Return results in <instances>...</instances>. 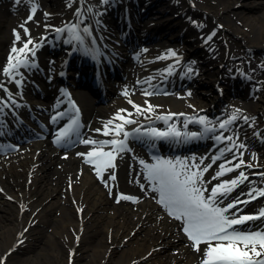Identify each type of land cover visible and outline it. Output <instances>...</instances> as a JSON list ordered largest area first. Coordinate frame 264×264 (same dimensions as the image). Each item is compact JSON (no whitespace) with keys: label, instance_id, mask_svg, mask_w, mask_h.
<instances>
[{"label":"bare ground","instance_id":"6f19581e","mask_svg":"<svg viewBox=\"0 0 264 264\" xmlns=\"http://www.w3.org/2000/svg\"><path fill=\"white\" fill-rule=\"evenodd\" d=\"M74 1L75 0H72L71 7L68 6L69 0L43 1V4L45 3V5L49 6L47 9H43L44 13L49 14L46 21V24L49 25V27L46 28L45 26H42V20L36 17L32 24V35L39 31L41 34L48 33L67 22H69V24L76 23L78 18L75 15L76 4ZM135 1L143 3L147 0H126L125 4L135 7L136 5L133 3ZM179 1L180 0H152L156 7H159L160 4L162 7H166L165 5L180 3ZM238 1L241 0H221L223 9H228L227 11L231 10L232 6ZM242 1L243 4L264 5V0ZM24 2H27V0H23L19 4ZM8 3V1H0V37L2 38L0 43V60H2L5 54H7V51H10L14 46L12 29H10V26H8V24L2 19L3 15L6 18L11 16V7H9L10 4ZM11 3L13 4L14 0ZM90 3L84 0L83 7H90L92 12L85 13L84 24H82L81 27L89 25L93 32L98 25L96 23V21L99 20L98 17L102 18V16L105 17L106 15L98 10L95 11V7L90 5ZM73 6L75 7L73 8ZM95 6L99 10L102 8L101 5ZM105 6H109V4L107 3ZM157 11H159V8H157ZM132 12L134 14L138 11L133 9ZM202 12H207L209 15L210 9L199 6L198 8H191L189 10L187 7L185 12L187 18L185 21L187 24L193 25L195 23V16L199 13L202 14ZM98 13H102V15L98 16ZM107 14L109 16L112 13L109 12ZM238 14L243 16L246 25L257 26V33L250 35L248 28L235 26L231 21L227 22L228 29L241 35L250 46L264 48V16L254 17L246 11H240ZM138 15H134L129 19L133 23L130 31L134 30L139 23L141 16L139 17ZM217 16L218 14L215 13L214 17ZM12 19L14 21L12 24H17V18L12 17ZM163 19L164 21L162 22V25H157L159 22L154 24L156 27H152L153 25L149 24V27L152 29L148 31L147 35H162L168 28H179L178 24L182 22L180 19H172L171 15ZM149 20H151L150 17L144 22H149ZM191 27L189 26L186 28L183 36L185 39L189 40L192 47H197L198 40L195 38V34L191 30L193 27ZM143 28H147V26H143ZM123 30L125 31V28ZM252 36H255V38H251ZM111 37V35H108L107 41L95 38L96 43L93 47L102 51L104 54H107V48L103 45L106 44L105 42L109 41L111 44L109 47L112 48V42L110 41ZM21 38V42L15 43V47L16 44L17 48L22 47L23 41L27 40L23 36H21ZM49 38H51V35L44 40L42 47L37 50V53H44L50 48ZM63 38L65 40L68 39V34L64 33ZM204 38H206V35ZM168 45L170 44L167 39L150 47L145 46L144 48H146L148 52L146 51L147 57L144 58L143 65H146L145 59H151L149 62L151 63L149 66L150 68H148L149 70L142 72V74L139 75L141 69L134 68V70L127 74V80H135L136 76V78H139L144 82L151 77V85L144 83L146 85L145 87L150 89L154 82H162L170 77V74L167 71L169 66H172V75L179 76L180 78L183 75V72L186 71L184 65L180 61L177 63V59L172 60L174 57L169 59H157V57L162 56L171 50ZM29 47L31 48L32 45H29ZM69 49L70 48L64 49V52L68 53ZM141 50L143 51L144 49ZM118 51H123L125 53L128 52L126 46L123 45L117 48V50L114 49L108 53V55L113 59L118 58L119 61H123V56L121 54L118 55ZM200 52L205 55L207 54L203 49H200ZM223 52L224 51H220V54L215 57V59L211 58L208 60V65H212V68L209 67V70L207 71V74L212 80H209L205 86V91L210 93L209 97L205 96L202 92L200 93L198 88L196 89V94H191L190 97H187V91L177 92L172 97L165 96L157 99L159 100L157 103H163V105L161 107H156L155 112L146 113L143 116L136 113L135 108H133L132 104L128 103V100L131 99L136 105H139L142 108H147L145 100L140 99L134 93H128L127 96L123 95V92L116 87V84L110 78V75L106 74L107 71H101L104 73V87L107 89V101L105 102L97 101L93 104V100L95 101L96 98H98V95L91 91L88 93L83 92L79 90V86L74 88L70 87L72 86V83L70 82L66 83L70 85H64L61 82L62 84L60 88H55L54 84L57 82L56 77L53 79L49 77V83L46 82L47 85L42 89L43 91H39L38 93L44 98H49L54 94H60L65 86L71 89L73 88V91H75L76 95L83 103L80 104L84 106V109L87 112L86 120L89 123V131L84 134L81 139H92L96 136L100 137L102 141L110 140L113 136H104L95 130L101 129L103 131L104 125L108 120L112 119L121 109L128 110L129 108L131 109L130 112L132 113V116L128 118L134 119L138 123L126 125V129L142 125L147 129L155 127L162 130L165 123L163 121H154L153 119L156 115H166L171 111H176L178 114L184 112V115L182 116H174L180 119L179 123H183L186 118L193 115L195 109H197L196 106H205L218 98V94L215 92L214 87V82L216 80H221V82L218 83L220 85L226 84L230 86L229 82L231 81V78L225 75L230 62L228 59L224 60ZM58 56L57 61L60 64L59 67H64L69 60L64 59L65 55L60 54ZM101 58L102 57L99 55L95 60L100 59L97 63L102 67L106 63V59ZM40 61H43L42 57H40ZM219 63H224V65L221 66ZM61 67L59 70L57 69V71H61ZM173 70H175L174 73ZM239 71H243V69L239 68ZM250 75H254L253 71ZM27 76H30V72ZM3 77L5 76H2V78ZM75 79H72L71 81H75ZM128 81L123 86L125 87L124 89L129 88L134 90L129 84H127ZM195 83L199 85L200 79L198 81L196 80ZM28 88L25 89V97L27 100L23 98L24 101L34 103V108H43L39 105L43 104V101L31 100L33 97L30 98L28 96L27 92L30 91ZM119 88L121 89L120 86ZM247 88L248 89L245 90L248 92L242 90L239 91V93L246 96L248 93H252L251 91H253L254 86L247 83ZM9 89L13 90V86L10 85ZM114 92L116 95H114ZM263 93L264 91L262 94ZM61 96H64L63 93H61ZM64 98H66V96ZM229 102L231 108L229 109L230 112L225 115L227 119L236 109L240 110L239 117L246 116L250 118L252 116V113L247 115L244 111L245 109L251 110L254 114L257 113V111H262L264 113V101L261 102V100L245 104L237 98H234L230 99ZM80 104L77 102L76 105L81 106ZM189 105H191V107ZM127 113L128 112L122 113V115L127 117ZM174 117L172 120H174ZM237 122L239 126H241L240 129L244 128L246 125L252 124L251 119L245 123L242 118H238L234 123ZM116 123H121V121L117 120ZM234 123L229 125V127L235 126ZM263 123L264 122H262V124ZM14 125H18V123H15ZM12 127L13 125H11V123L5 121V124H3L4 133L7 131V128ZM235 127L238 128V126ZM56 128L57 131L51 130V134L47 132L43 135L35 133L32 130L30 131V127H28L26 130L32 132V135L37 136L30 137L29 135L30 138H27L28 142H24L20 148L17 149L18 151L7 155L0 154V264H70V261L73 258L72 256L74 255L75 257L72 264H76V256L80 254L82 255V250H88L90 252L88 255H83L87 258L86 264H110L113 259L112 252L110 255L108 254L111 244L115 242L121 243L124 239H128L129 237L132 246L129 252L128 250L126 251L127 255L124 259L122 258L119 263L117 260L118 264H200L201 254L194 252L191 247L186 246L190 244V242L180 230L181 223L172 217H169L167 211L157 203L156 199L153 198H158V194L151 191L150 182L146 178H142L137 182L132 180V173H138L137 167L139 160L142 157L141 152L138 151L139 149L134 151L135 154L131 151V153L123 157L115 169L105 170L102 174L103 179H101L97 176L95 165L86 163L85 158L78 155V153H87L92 150L94 146L81 143L69 151H64L63 154H59V149L54 142L57 133L65 128V124L61 122L60 124H57ZM19 130L20 126L8 131V133L11 135L14 134V131L17 132ZM218 130L215 132H218ZM261 131L264 134V126ZM215 132L207 133L205 140L210 143H216L217 141L213 139ZM182 141L183 139L179 140L177 144H182ZM130 143L136 144V141L129 137L127 144ZM237 144L239 143L237 142ZM225 146V143L223 145L220 144L219 146H215L214 153L219 154L218 150ZM104 150L109 151L110 146H106ZM262 151L263 154L261 155H263V157L255 158L250 161L255 166L253 167L255 172H259L258 168L264 169V148ZM233 152L236 153V155L243 152V157L246 158L249 153L248 150H237L236 148L233 149ZM196 153L198 154V151H196ZM139 154H141V156H137ZM229 158H231V160L233 159L232 152L226 153L225 157L220 160L218 164ZM237 162L238 161L233 160V163ZM112 171L115 172V180L109 179V174ZM238 172H240L239 169L230 173L225 180H230L237 176ZM204 179L207 181V177L204 176ZM250 181H252V183H249L248 181L245 182L249 189L257 188L255 186L258 182L264 185V180ZM105 182L107 183V186ZM141 184L144 185L143 190L140 187ZM120 194L136 197L138 202L133 203L128 200H120V202L117 203V198ZM207 194L208 193H205L206 196ZM262 202L263 201L259 198L254 201L253 205L250 207H255ZM241 206L242 205H240V207ZM32 222L36 224L33 225ZM40 222L46 223L45 225H48L50 228L44 229V227L39 225ZM258 225L257 228L264 230V224L258 223ZM80 229H82V231H80ZM133 234L140 238L133 241ZM76 237H79V240H77ZM20 238L23 241L22 243L19 241ZM109 239L112 241L109 242ZM26 243L31 245V247L36 246L37 244H41L42 246L43 243L45 246L41 251L37 250L38 253L27 254L23 253L26 248ZM162 245H165V248L168 249L172 248V250H165V252L161 250L160 252H157L158 247ZM90 248H92V251ZM201 248L203 249V247ZM4 256H7V258L6 260L4 259L2 263Z\"/></svg>","mask_w":264,"mask_h":264},{"label":"snow or ice","instance_id":"6c2138e0","mask_svg":"<svg viewBox=\"0 0 264 264\" xmlns=\"http://www.w3.org/2000/svg\"><path fill=\"white\" fill-rule=\"evenodd\" d=\"M21 0H16L19 4ZM31 3L30 14L27 19L19 27L23 29L25 35L28 37L26 41H23V46L20 48L15 47V43L21 42L22 38L15 29L14 34V46L10 50L7 65L0 70V75L8 78L7 81L0 79V89L7 94V99L0 97V114H4L5 108L20 107L13 97V94L5 86L6 83H15L18 88L23 87V80L25 78L24 73L20 71L24 68L26 71H32L38 68L36 62V52L42 47L41 43H34L31 38L29 29L25 26L27 23L33 20L35 13L38 10V0H29ZM81 7L76 9L75 15L78 18L76 23L65 24L63 27L55 28L54 31L58 34H68V39L64 42L73 45V50L80 49L85 54L90 55L93 59H96L100 52L94 48L95 37H93L92 28L89 25H84L85 13H91L90 7L84 8V0H79ZM103 4L109 3V0H102ZM72 0H69L68 6L71 7ZM45 17L49 14L45 13ZM97 15H102L98 13ZM100 23L99 20L96 21ZM46 28L49 25H45ZM215 35L213 32L207 37V40H211ZM46 39L42 37V41ZM29 45H32L30 48ZM146 51V49L144 50ZM177 57L175 51L169 50L166 54L157 57V59H169ZM179 63V59L176 61ZM194 63V62H193ZM170 74L172 66L167 69ZM187 73H192L193 68L187 67ZM62 74V73H61ZM19 77V79H17ZM151 77L145 80L143 83L151 85ZM139 83V82H138ZM143 94L145 96H152L154 94H161L160 89L155 91H149L145 89ZM168 94V93H163ZM17 96H22V92L18 91ZM63 95L68 98L75 116L71 118L67 127L63 128L57 133L56 143H61L62 140L69 137L72 133L77 136L80 135L79 129L83 127L79 121V108L75 102L71 100V96L66 91ZM123 95H128V90L125 89ZM191 95V93H188ZM129 104H132L136 113L139 115H145L146 113L155 112L154 106L148 101H145L147 108H142L136 105L131 99L128 100ZM191 107V105H189ZM127 112L125 109H121L112 119L108 120L103 128L96 129L95 131L101 133L104 136H113L111 140L98 141L91 138L80 139L78 142L85 145H93L92 150L87 153H78V155L85 158V162L91 165H95L97 176L103 179V172L107 169H115V161L117 156L125 152H130L127 141L129 137L140 140L142 137L147 138L150 141L167 140L170 138H179L182 133L177 129L176 124H169L173 116L184 115L183 113H168L166 115H156L155 119L163 121L168 125L167 130H159L155 127H150L143 132L141 129L143 126L136 127L131 132L125 130L126 125L137 124L138 122L128 117L132 116L131 112L127 113V117L122 113ZM240 110L236 109L232 115L219 123V129L225 131L229 130V125H232L238 118H242L245 123L248 122L249 117H239ZM67 113L58 112L51 119L55 122L57 119L63 118ZM150 118V117H146ZM119 120L121 123H116ZM197 123L203 126V133L185 132L183 136L186 140L196 139L202 137L205 133L214 132V127H209L212 123L206 117H188L185 120L184 127L187 128L188 123ZM251 126V125H250ZM3 134V122L0 121V135ZM254 135L260 136V133H254ZM123 137L122 139L120 137ZM213 139L220 143H225L224 148L218 150L219 154L211 157V162L204 165V159L200 158L199 162H196V158L193 157L191 162L186 158L181 160L165 159L159 156H154V163H145L144 160H140L139 163L143 166L146 176L145 178L151 184V191L158 194L157 197H153L157 200L166 211L169 217L180 221V230L185 234L190 244L186 245L191 247L196 253L201 254L200 264H264V230L257 228V230H251L252 225L249 222L261 221L264 224V208L258 210L256 214L240 215L242 209L238 207L240 204L247 205L253 200L260 197H264V188H251L247 193H241L247 197V199H240L237 196L234 200L227 204H224L225 200H228L229 195L240 185L246 181L252 183L249 180L248 175L245 172L240 171L238 175L230 180H221L228 173L237 171L242 167L253 168L251 163L246 164L243 160V152L239 155L233 152V149H245L246 145L243 143H236V140L232 136H224L223 133L215 135ZM229 142L230 145L229 146ZM110 146L109 151H105V147ZM152 148H155V143L151 144ZM232 152L233 159L225 160L218 164V170L209 180L204 179L205 173L212 169L213 165L217 164V161L222 160L226 153ZM255 159V155L253 154ZM233 160L238 161L233 163ZM231 165V166H229ZM264 177V172L254 173ZM109 179L115 180V172L112 171L109 174ZM212 181H220L214 184L211 189L207 187L208 184H212ZM106 183V182H105ZM107 186V183H106ZM141 189H144V185H140ZM205 193H208L207 196ZM120 200H128L133 203L138 202L136 197L120 194L117 198V203ZM223 205V206H221ZM248 226V230L245 231L238 226ZM27 230V229H26ZM25 230V231H26ZM79 240V237H76ZM23 241H21L22 243ZM207 247L202 249L201 245Z\"/></svg>","mask_w":264,"mask_h":264},{"label":"rangeland","instance_id":"374dc122","mask_svg":"<svg viewBox=\"0 0 264 264\" xmlns=\"http://www.w3.org/2000/svg\"><path fill=\"white\" fill-rule=\"evenodd\" d=\"M93 1L99 2V0H93ZM194 1L200 7H206V8L210 9V12H209L210 16L207 19L208 23L214 24V19H212V16L215 13L218 14V16H217L218 20L220 22H222V25L225 26L224 31H222L224 39H226V40H224L225 41L224 44L228 45V49L230 50V53H231V51L235 52V53L243 52V47L241 46L243 44V42H242L240 36H238V34L235 31L228 29L227 22L231 21L233 23V25H235V26L246 27V28H248V31H250V35H254L258 31V29H257L258 27L246 25V23L244 22L243 16L238 14V12L246 11V12H249V14H251V16H254V17L264 16L263 15L264 14V5L263 4H256V5H254V4H243V1L241 0V1H238L237 3H235L232 6L231 10L227 11L228 9H223V5H222L221 0H194ZM250 1H254V0H250ZM10 2H13V0ZM9 4H10L9 7L14 8V9H11L10 14H12V15L8 19L15 17L16 16L15 14L18 12H19V14H17L18 16H16V18L18 20H20V18L22 20L23 16H28L30 14L31 3H26L24 6H17V7L15 5L13 7L12 3H9ZM38 16H40V15H38ZM21 20H20V22L24 23L25 19L23 21H21ZM9 21H11V20H9ZM32 24H33V20L30 21L29 23H27L25 26L27 28H29L30 27L29 25L33 26ZM38 33H35L34 35H32L33 33H30L31 38H34V37L37 38ZM251 38H255V36H252ZM258 40H260V39H258ZM255 52L256 53H254V55L247 56L246 58L240 57V59H241L240 61H241L242 65L251 66L252 69H254L255 66H257L259 68L260 72H262V73H261V76L259 77L260 80H257V79L256 80L259 83L264 85V83H263V80H264V52H261V51H255ZM230 56H231V54H230ZM205 79H207V76L205 77ZM124 80H126V79H123L120 82H125ZM133 83H135V82H133ZM167 89H169V93L171 95L174 94L175 86L173 88H167ZM202 90H203V87L200 86V91H202ZM150 91H155V90H150ZM256 95L258 96V94H256ZM143 96L145 98H148L145 95H143ZM240 98H244V97H240ZM245 99H247V98H245ZM250 100L255 101L254 99H247V100H245V102H248ZM152 102H154V99H152ZM154 104H156V102ZM159 104H161V103H159ZM164 104H166V103H164ZM248 111L250 112L251 110L248 109ZM263 145H264V143H263ZM248 148H249V150H251L249 159H254L253 154L255 155V158H257V156L259 157L258 149H255V148L251 147L250 145ZM128 154L129 153H127L126 155H128ZM133 154H135V153H133ZM126 155H124V156H126ZM121 156L122 155H120V157ZM34 224H36V223H33V225ZM45 224L46 223H42V222L39 223V225L44 227V229H46V228L49 229L50 227L48 225H45ZM80 231H82V229H80ZM134 235L135 234L132 235L133 241L138 240L140 238V237H137V235H135V236ZM129 238L124 239V241H122L121 243L115 242V243L111 244V246L109 247V250H108L109 251L108 254L110 255V253L112 252L113 259L110 262V264H118L122 258L123 259L125 258V256L127 255L126 251L128 250V252H129V250L132 246L131 245L132 243H130L131 239L129 240ZM19 240H21V238ZM111 241L112 240L109 239V242H111ZM25 246H26V248H25V250L23 248V250H24L23 253H27V254H33L34 253L35 254V253H38L37 250L41 251V249L44 248L45 245L43 243L42 246H41V244H39V245L37 244L36 246L31 247V245L26 243ZM204 246H205V248L207 247L206 245H204ZM90 249L92 251V248H90ZM169 249L172 250V248H169ZM169 249L165 248V245L164 246L162 245V246L158 247L157 252H160L161 250H163L165 252V250L168 251ZM81 253H82V255L80 254L81 256L80 255L76 256V259H75L76 264L77 263L78 264H81V263L86 264V262H87V258L83 255H88L90 252L88 250H82ZM74 257H75V255H74ZM117 260H118V263H117ZM73 261H74V259L71 261V264L73 263Z\"/></svg>","mask_w":264,"mask_h":264}]
</instances>
